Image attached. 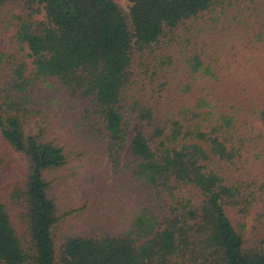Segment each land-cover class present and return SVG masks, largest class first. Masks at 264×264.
<instances>
[{
	"label": "trees",
	"instance_id": "16d2710c",
	"mask_svg": "<svg viewBox=\"0 0 264 264\" xmlns=\"http://www.w3.org/2000/svg\"><path fill=\"white\" fill-rule=\"evenodd\" d=\"M24 1L28 18L16 19L9 47L0 44V264H264V103L227 106L204 88L195 105L129 106L125 98L135 53L172 40L217 0H126L127 17L114 0ZM41 11L44 20L33 21ZM175 61L188 80L214 77L199 55ZM60 90L75 124L99 137L115 169L127 154L140 199L121 233L67 237L57 256V207L45 173L65 166L67 155L44 124ZM8 198L23 207L26 243Z\"/></svg>",
	"mask_w": 264,
	"mask_h": 264
},
{
	"label": "rangeland",
	"instance_id": "374dc122",
	"mask_svg": "<svg viewBox=\"0 0 264 264\" xmlns=\"http://www.w3.org/2000/svg\"><path fill=\"white\" fill-rule=\"evenodd\" d=\"M114 2L127 17L130 4L126 0ZM216 3L209 12L177 29L172 40L166 42L164 38L163 43L135 53L131 83L125 92L129 106L135 103L145 106L147 101L156 100L166 105H177L181 101L195 105L203 99L202 88L210 99L220 98L227 106L241 109L263 106L264 37L260 35H264V0H217ZM28 16L24 0H11L0 7L2 46L9 47L16 19ZM32 20L43 21L44 12L33 14ZM180 53L199 55L205 65L210 64L212 81H192L177 75L180 65L175 60L180 58ZM27 63L31 68L32 59L28 58ZM186 85L191 90L183 94L181 91ZM152 97L154 99H150ZM58 99L61 103L44 124L48 140L62 146L67 155L65 166L45 173L48 196L57 207L58 220L52 229L57 256L67 237L121 233L131 221L140 199V190L124 167L127 154L115 169L99 137L82 132L75 124L78 119L69 110L71 104L61 90ZM80 106L85 104L80 103ZM135 129L136 124L131 131ZM12 161L14 167L22 164L17 155L10 153L9 162ZM8 167L9 163L5 170H9ZM9 177L6 171L2 178L7 190L11 184ZM6 203L16 233L26 243L23 207L9 198ZM257 210L258 207L254 208L245 220L247 232Z\"/></svg>",
	"mask_w": 264,
	"mask_h": 264
}]
</instances>
